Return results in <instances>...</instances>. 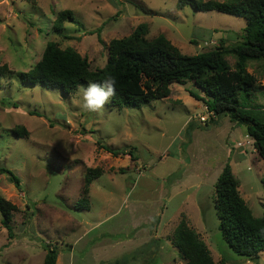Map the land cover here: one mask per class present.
I'll list each match as a JSON object with an SVG mask.
<instances>
[{
  "label": "rangeland",
  "instance_id": "374dc122",
  "mask_svg": "<svg viewBox=\"0 0 264 264\" xmlns=\"http://www.w3.org/2000/svg\"><path fill=\"white\" fill-rule=\"evenodd\" d=\"M178 1L0 0V66L28 71L54 41L75 48L96 70L108 61V43L141 23L149 25L147 39L164 34L189 55L222 40L232 45L243 33V17L179 9ZM62 10L74 19L55 31ZM226 60L234 69L235 57ZM247 70L259 88L240 97L241 109L261 119L264 60ZM87 84L70 96L18 79L0 87V165L21 179L18 188L0 173V194L18 206L12 238L0 212V264H43L47 243L59 250L57 264H186L172 241L183 215L215 261L252 264L223 237L215 208V185L229 163L253 214H264V160L247 126L229 114L207 116L190 94L199 91L192 81L172 83L168 98L140 108L118 109L110 101L102 115L80 107ZM20 126L27 136L17 135ZM89 167L103 171L90 185L86 209L78 202Z\"/></svg>",
  "mask_w": 264,
  "mask_h": 264
},
{
  "label": "trees",
  "instance_id": "16d2710c",
  "mask_svg": "<svg viewBox=\"0 0 264 264\" xmlns=\"http://www.w3.org/2000/svg\"><path fill=\"white\" fill-rule=\"evenodd\" d=\"M191 6L196 11L217 10L245 18L246 26L238 41L225 45L222 40L216 48L194 55L184 54L164 34L147 39L149 25L139 24L128 36L112 39L108 45V61L94 70L89 59L73 47L61 48L49 41L41 59L28 71H14L7 64L0 66V87L3 81L21 80L31 85L42 84L62 90L66 96L75 93L79 86L89 82H102L111 75L116 79V95L111 103L118 109L140 108L156 99L171 95L174 82L192 81L199 91L189 90L216 116L229 114L232 120L247 126L254 147L264 160V116H251L241 109L240 97H250L259 88L257 77L247 69L251 61L264 60V0H179L178 8ZM74 19L71 10L57 14L53 28L64 29V22ZM101 41V36L98 35ZM235 57V68L226 60ZM200 92V93H199ZM264 113V110H261ZM18 136H27L28 130L20 126ZM107 151L117 155L118 151ZM99 167H89L84 178L83 196L78 205L89 209L91 183L102 174ZM0 173L7 174L21 188L20 177L11 169L0 165ZM264 185V178L262 179ZM240 181L227 163L215 185V208L220 230L230 247L239 254L260 264L264 253V214L256 217L239 190ZM18 206L0 194L2 225L13 237V219ZM174 246L186 264H227L224 259L215 261L211 250L185 215L173 232ZM43 264H57L59 250L46 244Z\"/></svg>",
  "mask_w": 264,
  "mask_h": 264
},
{
  "label": "clouds",
  "instance_id": "9594fccd",
  "mask_svg": "<svg viewBox=\"0 0 264 264\" xmlns=\"http://www.w3.org/2000/svg\"><path fill=\"white\" fill-rule=\"evenodd\" d=\"M116 79L109 75L102 82H89L82 88V110L93 114H103L106 106L116 95Z\"/></svg>",
  "mask_w": 264,
  "mask_h": 264
},
{
  "label": "built area",
  "instance_id": "2783aa9c",
  "mask_svg": "<svg viewBox=\"0 0 264 264\" xmlns=\"http://www.w3.org/2000/svg\"><path fill=\"white\" fill-rule=\"evenodd\" d=\"M205 108H206V114H207V116H210V115H212V116H216V114L213 112V111H209L208 110V108H207V106H205ZM203 119H205V117H202Z\"/></svg>",
  "mask_w": 264,
  "mask_h": 264
}]
</instances>
